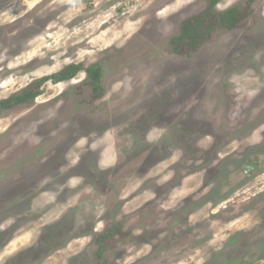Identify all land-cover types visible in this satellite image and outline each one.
<instances>
[{"label": "rangeland", "instance_id": "374dc122", "mask_svg": "<svg viewBox=\"0 0 264 264\" xmlns=\"http://www.w3.org/2000/svg\"><path fill=\"white\" fill-rule=\"evenodd\" d=\"M209 2L0 0V100L101 68L0 107V264H264V0L173 52Z\"/></svg>", "mask_w": 264, "mask_h": 264}, {"label": "trees", "instance_id": "16d2710c", "mask_svg": "<svg viewBox=\"0 0 264 264\" xmlns=\"http://www.w3.org/2000/svg\"><path fill=\"white\" fill-rule=\"evenodd\" d=\"M217 0H210L208 8L206 9L207 18L204 16H196L193 20H187L182 24L181 32L171 39L172 51L176 53L188 54L189 50L195 48L203 37V34L215 27V24L224 28L231 29L237 25L238 21L243 17L242 10L238 8H227L215 15L213 19H209L211 8ZM209 10V11H208ZM205 14V15H206ZM80 70L87 72L89 77V84L94 89L99 86L101 68L92 64L90 66H83L80 63H69L63 66L57 73L51 76H44L36 79L33 87H26L21 92L10 95L7 98L0 100L1 108H10L14 105L32 101L40 93L39 86L44 81L51 79L53 82L64 81L74 77ZM36 83V84H35Z\"/></svg>", "mask_w": 264, "mask_h": 264}, {"label": "clouds", "instance_id": "9594fccd", "mask_svg": "<svg viewBox=\"0 0 264 264\" xmlns=\"http://www.w3.org/2000/svg\"><path fill=\"white\" fill-rule=\"evenodd\" d=\"M151 139H152V137L149 136V140H151ZM85 142H86V141H85L84 139H81V140L78 142V145H77V146H82L83 144H85ZM71 163H72L73 165H75V164H76V160H72ZM70 183H71L72 186H75L77 183H79V181H78V180H72Z\"/></svg>", "mask_w": 264, "mask_h": 264}]
</instances>
